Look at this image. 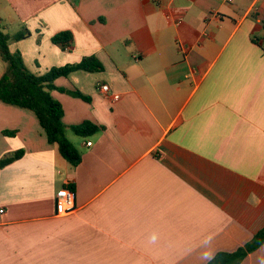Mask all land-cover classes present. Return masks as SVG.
Wrapping results in <instances>:
<instances>
[{
	"label": "crops",
	"instance_id": "1",
	"mask_svg": "<svg viewBox=\"0 0 264 264\" xmlns=\"http://www.w3.org/2000/svg\"><path fill=\"white\" fill-rule=\"evenodd\" d=\"M0 17L30 32L10 50L35 75L103 67L52 91L77 166L0 102V161L23 152L0 168V264H207L264 229V0H0ZM84 122L97 131L75 134ZM64 187L78 209L58 216Z\"/></svg>",
	"mask_w": 264,
	"mask_h": 264
},
{
	"label": "trees",
	"instance_id": "2",
	"mask_svg": "<svg viewBox=\"0 0 264 264\" xmlns=\"http://www.w3.org/2000/svg\"><path fill=\"white\" fill-rule=\"evenodd\" d=\"M30 32L24 30L14 36L6 33L3 19L0 17V58L6 69L0 78V102L14 107L32 111L41 127L46 132L48 141L57 144L60 154L73 166L81 162V153L67 138V128L63 124L64 108L52 96V91L60 90L55 86V81L61 77H68L71 72L85 70L100 72L102 64L95 57H85L77 64H68L52 68L44 75H35L29 71L20 52L10 50L11 41H20L28 38ZM52 43L60 45L63 49L72 47L74 35L70 31H63L52 37ZM84 101L90 98L81 92L74 94ZM97 126L91 122L72 127V131L79 136H90L97 131ZM22 151L6 156L0 161L3 168L22 157ZM264 245V229L256 233L253 239L234 252H219L207 264H241L249 254L257 251Z\"/></svg>",
	"mask_w": 264,
	"mask_h": 264
},
{
	"label": "built area",
	"instance_id": "3",
	"mask_svg": "<svg viewBox=\"0 0 264 264\" xmlns=\"http://www.w3.org/2000/svg\"><path fill=\"white\" fill-rule=\"evenodd\" d=\"M234 0H226L227 3H232ZM181 22V20L179 21ZM109 87L107 85H104L101 87V90L106 93L108 91ZM92 142H88L87 146H91ZM55 204H56V214L58 216H67L75 211H77V203H76V193L69 187H64L60 189L55 198ZM3 213V211H0Z\"/></svg>",
	"mask_w": 264,
	"mask_h": 264
}]
</instances>
